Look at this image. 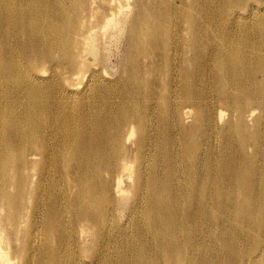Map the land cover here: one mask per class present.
<instances>
[{
    "label": "bare ground",
    "instance_id": "1",
    "mask_svg": "<svg viewBox=\"0 0 264 264\" xmlns=\"http://www.w3.org/2000/svg\"><path fill=\"white\" fill-rule=\"evenodd\" d=\"M258 15L0 0V264H264ZM110 24L103 46L129 40L116 80L91 45Z\"/></svg>",
    "mask_w": 264,
    "mask_h": 264
},
{
    "label": "rangeland",
    "instance_id": "2",
    "mask_svg": "<svg viewBox=\"0 0 264 264\" xmlns=\"http://www.w3.org/2000/svg\"><path fill=\"white\" fill-rule=\"evenodd\" d=\"M132 1V0H130ZM241 12L243 14H245V10H241ZM259 17H263L262 15H258ZM120 29V25L119 24H110L105 26V28H101L99 30H97V33L99 34L100 38H96L93 42H92V46L94 48H100L103 47L106 50V57H105V66L108 70V72L111 75V78L116 80L119 74L120 69L122 68L121 66L124 64L125 62V57L127 55L128 52V37L126 38V40L121 41L120 43H118V45L116 44H112L110 45L109 41L110 39H107V43L103 46V41H106V38L109 37L112 34H116L114 33V31ZM113 32V33H112ZM114 36V35H112ZM105 37V38H104ZM113 41V40H112ZM103 49V51H104ZM128 57V56H127ZM96 64V63H95ZM95 64L92 65V67H95ZM148 74H144V78H148ZM51 96L53 97H57V93L50 92ZM218 106V105H217ZM217 115H218V120L217 122L219 123V126H221L227 119H228V111L223 109V108H217ZM21 257L15 259L13 262H17L18 260H20Z\"/></svg>",
    "mask_w": 264,
    "mask_h": 264
}]
</instances>
